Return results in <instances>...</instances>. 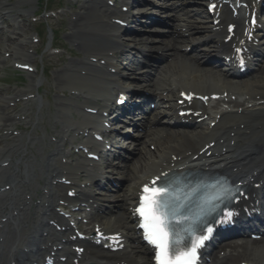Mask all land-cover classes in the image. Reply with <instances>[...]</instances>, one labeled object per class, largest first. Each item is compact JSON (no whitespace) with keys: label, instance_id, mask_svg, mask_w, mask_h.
<instances>
[{"label":"bare ground","instance_id":"bare-ground-1","mask_svg":"<svg viewBox=\"0 0 264 264\" xmlns=\"http://www.w3.org/2000/svg\"><path fill=\"white\" fill-rule=\"evenodd\" d=\"M127 1L131 3L132 9L141 0ZM204 1L208 2L209 0ZM249 1L254 2V0ZM186 2H189V0H177L173 5V11L176 13L180 9V4H185ZM17 5H23V2L19 0ZM127 5L129 4L126 3ZM256 8L259 11L261 10L260 5H256ZM8 9L9 5L6 2L0 3L1 18L5 19L8 16L4 12ZM83 9L86 12L78 16L72 27L76 30L75 38L81 43V47L88 56L81 63H71L58 74L63 79L64 85L67 88H72V91L75 92L68 106L62 104L58 106L70 113L77 110V107L79 110L81 108L80 120L77 121L72 118V121H68L73 124L67 130H63L62 134L60 133L62 135L60 143L57 144V148L51 154V157L46 159L45 166H40L41 172L39 173L35 172V167L40 163L33 162L31 159L27 162L28 171L25 175H20V167L24 163L22 158L18 159L13 165L11 163L9 166L11 169H5L4 164L13 155L26 154V150L19 144L18 140L20 138L18 137L17 139L11 134L0 142V158L4 157L8 160L2 162L0 160V187L4 183L5 177H7L8 185L11 186L10 192L0 193V264H36L38 263V257L43 254L39 250L42 242H44L43 245L49 246L48 252H52L55 247L70 245L69 243H77L79 241L78 239H73L75 242L68 240L70 236L68 232H71L72 229L69 228L64 219L56 216L52 217L51 205L55 191H57L55 196L62 198V193L68 189L61 187L62 180L60 178L80 181L83 173H87V185L92 184L99 173L106 176L108 181L115 178L113 174L106 172L105 167L93 164L92 155L101 156L105 153L104 149L106 150L107 146L112 148L127 147L126 142L122 145L118 141H108L103 145L99 144L98 136L104 133L105 128H109L104 122V113H108L111 107L109 103H112L113 97L117 93L125 94L131 83L136 84L138 87H143L144 85L150 87L149 83L155 82V80H152L153 73L149 75L147 70H136L135 64L129 69L128 72L130 73L126 78L115 64V55L124 57L126 51L121 52V50L123 48L130 50L131 47L123 42V37L126 34L125 29L118 27V24L113 21L123 19L132 25H137L139 23L137 17L131 11L128 14H124L117 7L109 8L98 1L95 3L89 2ZM203 14L198 12L192 16L203 19L205 18ZM221 19L222 22L217 29L212 23L207 24L205 22L200 24L203 22L200 20H197L196 24L190 25L194 31L201 30L205 32L207 40L202 43L209 45L200 49L204 53H200L199 56L192 59L186 57L183 52L184 49L189 48V41L185 40L183 32L185 27L181 25L185 19L184 17L181 18L179 14L174 15L173 20L170 21L173 28H167L168 31L179 29L176 33L178 38H175L173 43L166 39L161 41L153 40V46L138 47L146 57L155 54L167 59V62L160 65L156 71L157 74L162 72L165 65L172 69L171 78L173 82L172 80L171 82L173 85H171V82H166L165 86H159L157 85L159 83H156L158 87L153 91L154 96L161 102L167 100L166 105H170L169 109L165 112L161 110L156 113L151 118L150 123L159 125V121L164 118L165 120H170L172 124L176 121L177 127L182 128L180 126L183 123L177 118L178 113H175L178 109L177 105L169 103L170 97L164 96L168 92V94L174 93L176 89L193 92L197 95L219 96L220 101L217 104L224 113L222 114L220 109L212 113L208 108L192 105L191 108L195 112H201L202 114L193 120H186L184 125L198 123V128L181 131L180 129L175 130L169 125H162L158 130H152L150 135L152 143L150 146L161 149H157L154 153L146 149V146L149 147L145 140L148 135L142 136V139L138 142L140 144L136 146V152L133 153L135 163L129 170V175L127 177L118 175V180L122 182L126 180L129 184L124 196H113L104 201V203L114 205L123 210L122 217H116V222L113 225L111 223L105 225L106 230L111 231V228H116L118 232H123L130 228L129 222H131V218L127 207L129 209L134 202L136 187L141 186L151 175H155L158 169L164 166L163 161L167 158L171 159V162H169V167L163 169L162 172L192 167L222 170L233 180L245 181L252 195L255 193L254 186L262 184L264 180V69L261 70V67H258V69L256 67L257 71L254 70L249 73L254 78L247 80L244 79V75L240 74L239 69L233 68V65L226 66L230 69L227 70L226 68H221L220 65L216 68L210 64L217 60L216 57L220 53L224 52L222 54L225 56L229 55L228 52L231 53L233 43L228 45L224 43L227 38L224 32L225 25L229 22L241 24L240 20L230 18L224 10L222 11ZM149 23L150 20L148 19L145 25H141V21L139 24L147 32L149 25H151ZM12 30L16 34L17 28L15 26L12 27ZM173 36L174 34L170 37ZM261 36H264V31L258 38H261ZM164 37L167 38L168 35H164L161 38ZM261 41H264V37L261 38ZM195 42L197 41L192 40L191 44L198 45ZM154 43H158L159 46ZM142 44L138 43L136 45L141 46ZM207 48L210 49L207 50ZM7 49L12 52L17 51L13 46H9ZM251 51L255 57H257L256 55L258 57L262 55V51L259 48L251 46ZM16 55L21 59L29 58L24 56L22 52H16ZM169 60L172 61L168 62ZM130 76H137V80L130 82ZM34 85L35 81L32 82L30 88H34ZM170 86L175 88L171 90L165 88ZM21 96L25 95H16L15 98ZM235 97L239 99L233 101ZM79 101H83V103ZM97 101L102 103L100 108L88 104H95ZM221 103L223 104L222 107ZM224 107L228 109L234 108L237 111L233 110L234 113H228ZM89 109L97 110V113H88ZM7 111L4 96L0 92V123L7 119L4 128L10 127L16 121L6 115ZM109 113H111V110ZM114 113L116 120H119L117 112ZM197 115L200 114L197 113ZM208 122L209 124H207ZM214 122L217 123L216 127L211 128L210 125ZM8 124L9 126H6ZM73 128H75V131H73ZM183 128L186 129L185 127ZM64 131L69 134L71 131L76 133L72 138V142L78 141L79 143L78 137L81 135L82 138L85 137L83 141L85 147L87 149L92 148L88 159L75 163H63V159H65L63 156L65 157V155L62 147L68 136ZM119 140H121V137ZM36 141L38 140L35 139L34 142ZM195 156H198L197 160H195ZM83 170L84 172H82ZM38 180L41 183L43 182L45 186L39 184ZM47 182H49L48 186ZM51 188V196L47 199L45 193L50 191ZM74 188L75 186L73 185L72 189ZM39 190H44V193L40 195L38 193ZM101 190L99 188V191ZM83 194L85 197H94L95 200H98L95 189H87ZM29 197L33 198L29 200ZM35 198L38 204L34 203ZM98 202L100 201L98 200ZM51 222H57L59 227L66 228L65 232L59 233L56 228L53 231L50 227ZM46 235L48 236L46 237ZM131 237L135 242L138 241L135 233ZM64 241L66 242L64 243ZM228 243L230 242L222 244L219 248L220 251L225 246L227 247ZM77 244L83 247L81 243L78 242ZM243 247L244 251L237 256L229 255L221 260L216 255L213 264H241L240 260L246 264H264V243L252 244V241H247V243L234 248L239 250L243 249ZM101 251L93 255L90 260L123 264H153L152 261L149 262L146 255L147 249L143 246L128 248L125 251L118 252L115 258L113 253L106 250ZM89 254H85L84 258ZM45 255L46 253L43 256ZM119 258L121 261H119ZM79 262L75 264H79Z\"/></svg>","mask_w":264,"mask_h":264},{"label":"rangeland","instance_id":"rangeland-1","mask_svg":"<svg viewBox=\"0 0 264 264\" xmlns=\"http://www.w3.org/2000/svg\"><path fill=\"white\" fill-rule=\"evenodd\" d=\"M3 1L4 0H0V2H3ZM5 1L9 2L10 5H14L19 0H5ZM60 1H61V4L64 6L63 15H58L60 16V20L55 19L54 21H50L48 24L49 26H52L53 28L63 30L61 34V39H59V41L60 43L64 44L61 47H65L69 52H66V54L64 55H52L51 50L49 49L50 47L46 48L45 46L47 44L45 43L44 44L45 46L42 47L40 55L39 56L36 55L35 48L39 47V45L29 41L28 38H32L36 31L40 32L42 37L44 33L45 35H47L45 27L42 30L43 23L41 24V27L38 26L40 29H37L36 25L32 23L30 18H27V23H28L27 28L28 29L26 30L25 34H23L27 38L29 43H31V46L26 48L27 50H25V53L28 56H31L33 58L34 60L33 65L34 66L37 65L40 68V70L37 73L36 80L38 81L42 80L41 85L43 86V88L41 90V95L43 96L42 98L44 102V103H41L37 99V102L35 100H32L30 101V103H27V104H19L20 110H24L25 111L24 115H26L29 118L25 120L24 122H17L16 124L17 125L24 124L25 127H32L29 131H26L24 133L25 138L29 137L26 139V142L28 140L30 141V137H32L35 134L43 136L48 131L53 132L54 129L60 130V128L65 127L63 124L65 125L68 124L62 120V118L65 117L66 114L60 115V112L63 110L57 107L58 104H61L60 99H63L61 98L62 94L69 95V93L67 92V89H61L59 87L63 79L61 80V78L58 76V73L64 68H66L68 65H70L72 61L80 62L82 59H84L86 55L82 50L79 52L76 50V48L73 46L74 40L70 38V34L73 32L71 31V28H72L71 22H73L72 16H76L78 13L81 12V7L84 5V3L87 0H60ZM57 5H58V2L56 4L55 2H50L48 7L53 8L55 10L56 8L59 7ZM46 7L47 5L38 3L35 0H27L24 5L18 6V8L13 11L14 13L12 14V18L9 19V23L14 24L15 20H17L18 18L17 17L19 14L18 11H21L23 8H28L29 13L26 14V16L33 17V16H37L40 13L44 12V9ZM19 19L20 18H18V21ZM64 19H65V22H62L64 21ZM52 22H56V23L60 22V23L53 24ZM2 27L4 28L6 37L3 39L2 42H0V44H2V49L0 51V81L4 83L0 85V89L4 91H8L9 95H7V97H11V98L13 94H15V92L18 93L20 91V93H23L21 92V90L26 92V94L28 95L37 94L38 92L37 89H34V90L30 89V86L32 84L31 77L33 75H24V76L18 75L17 72L15 73L14 69L8 68L9 64H6L8 61H5L7 60V58H5V54H7L6 49L9 44L8 45L6 44V38L7 36H10V33H8V31H11V30L7 26H2ZM149 37H146L145 39L146 44H150L151 42V39H149ZM43 39L45 41L44 37ZM57 46L58 48H61L59 47V45ZM72 53H75L78 56L77 59H71L74 57V56H71L73 55ZM47 57L49 61L48 60L46 61ZM119 66H121V64H119ZM15 76H17L18 78H23L24 82L20 83L21 82L20 80H13ZM64 88H67V87L64 86ZM59 115L61 116L62 121L56 118ZM17 125H16V128H17ZM2 137H4L3 133L0 134V141L3 139ZM45 140H46L45 144L43 146L39 144V146L42 151L43 149H45V153H47L50 151V147H47V146L49 142H51V138L47 136ZM23 146L27 147L25 145ZM52 147H54V144ZM27 157L33 158L32 155H29ZM39 159L40 158L37 157V160ZM25 172H26V169L23 168V173Z\"/></svg>","mask_w":264,"mask_h":264},{"label":"snow or ice","instance_id":"snow-or-ice-1","mask_svg":"<svg viewBox=\"0 0 264 264\" xmlns=\"http://www.w3.org/2000/svg\"><path fill=\"white\" fill-rule=\"evenodd\" d=\"M255 21H253L254 23ZM145 185L140 197L139 207L135 211L142 218L140 227L144 229V238L155 249L156 264H197L198 249L203 246L207 235H193L191 240L181 247V237L170 228L171 193L166 188ZM232 213H227V222ZM212 228L207 229L211 233Z\"/></svg>","mask_w":264,"mask_h":264}]
</instances>
